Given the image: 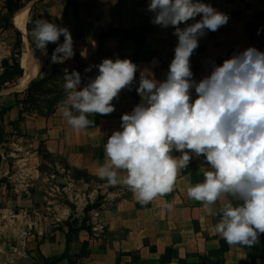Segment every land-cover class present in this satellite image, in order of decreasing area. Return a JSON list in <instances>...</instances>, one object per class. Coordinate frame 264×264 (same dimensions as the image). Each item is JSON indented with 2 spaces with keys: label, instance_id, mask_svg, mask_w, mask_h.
Returning a JSON list of instances; mask_svg holds the SVG:
<instances>
[{
  "label": "clouds",
  "instance_id": "1",
  "mask_svg": "<svg viewBox=\"0 0 264 264\" xmlns=\"http://www.w3.org/2000/svg\"><path fill=\"white\" fill-rule=\"evenodd\" d=\"M146 10L150 23L171 27L177 38L164 78L128 58H104L85 85L78 72L67 73L62 117L74 131H86L93 125L88 117L111 114L112 102L121 90H131L139 72L140 101L107 137L99 177L122 183L138 202L148 203L172 192L179 170L202 156L204 179L187 187L188 198L219 216L214 234L229 245L252 246L264 234V51L249 46L222 63L207 61L206 74L197 80L191 57L201 38L227 24L228 15L203 0H148ZM30 23V52H46L55 43L53 63L73 57L67 28L43 18Z\"/></svg>",
  "mask_w": 264,
  "mask_h": 264
},
{
  "label": "crops",
  "instance_id": "2",
  "mask_svg": "<svg viewBox=\"0 0 264 264\" xmlns=\"http://www.w3.org/2000/svg\"><path fill=\"white\" fill-rule=\"evenodd\" d=\"M147 2L97 0L83 6L62 0L46 5L44 14L70 33L83 36L85 44L80 61L85 81L94 78L97 74L95 66L104 58L117 57L130 59L140 69L147 68L157 80H162L176 43L170 37L158 41L155 35L161 27L150 23L152 13L146 10ZM164 30L173 33L171 27ZM139 33L149 36L139 40L136 37ZM153 59L158 63L153 65ZM198 64V59L191 58L195 79L199 77L198 71L195 72ZM89 68L90 71H85ZM138 77L139 72L136 81ZM136 81L131 90H121L118 99L112 102L115 110L111 114L89 116L93 125L86 131H74L62 117L60 107L46 117L17 109V120L12 128L39 147L32 154L37 162H84L85 167H80L82 172L91 173L93 163L105 162L104 145L107 137L119 130L121 115L131 112L140 101L135 90ZM18 86L16 91L21 89ZM9 114L12 116L13 109ZM172 155L179 156L180 153L174 151ZM195 176L196 171L192 170L184 176L177 175L172 192L148 203L138 202L129 190L127 198L100 211L106 223L98 238L92 239L86 230H80L66 245V232L55 229L38 243L36 238L31 243L29 236L19 250L0 242V264H49L65 252L66 258L55 264H264V234H260L252 246L229 245L214 234L219 216L208 214L200 202L188 198L186 193L187 187L195 185ZM5 192L0 189L1 202L7 204L4 206L6 212L12 202L25 208V213L32 206L29 199L9 198L3 196ZM213 207L218 211L221 205Z\"/></svg>",
  "mask_w": 264,
  "mask_h": 264
},
{
  "label": "rangeland",
  "instance_id": "3",
  "mask_svg": "<svg viewBox=\"0 0 264 264\" xmlns=\"http://www.w3.org/2000/svg\"><path fill=\"white\" fill-rule=\"evenodd\" d=\"M18 1L0 0V189L6 191L3 196L27 198L32 201V206L25 213V208L12 202L6 212L4 206L7 204L5 201L1 202L0 197V242H6L10 249L13 247L19 250L24 239L29 236L31 243L34 238L38 243L52 230L61 229L68 232L69 229L79 228L83 224L92 239H95L102 235L106 223L100 213L102 208L127 198L129 189L122 183L110 185L101 179L98 174V168L102 165L100 162L93 163L91 173L82 172L83 168L80 167H85L84 162H37L32 154L38 151L39 147L24 139L26 136L12 128L13 122L17 120V109L18 112L46 117L60 107L65 100L63 85L67 73L78 72L81 84H87L83 79L80 61V52L85 40L79 33H70L74 55L63 62L51 61L52 52L57 46L55 43H48L46 52L38 49L30 52L29 49L37 65V72L27 79L26 85L19 88L20 91H16L15 87L20 86L25 70L23 69L20 77L6 75L5 71L14 66V59L21 65L26 45L32 43L30 13L33 12L31 21L43 18L57 24L54 19L44 14V9L46 5L62 0H20L22 5L14 13L12 27L8 19L7 5ZM72 1L81 5H92L97 0ZM203 2L227 14L229 20L217 31H209L200 39L199 47L191 57L199 60L198 69L195 70L199 75L197 80L206 74L207 61L222 63L235 52L249 46L264 51V0ZM21 12H25L22 25L17 20ZM17 30L20 36L16 34ZM148 36L141 33L136 35L139 40ZM155 36L158 41L170 37L173 43L177 42V38L166 33L164 28H159ZM58 42H63V36ZM18 52L19 55H15ZM29 69L30 67L27 72H30ZM29 82L33 84L30 85ZM10 109H13L12 116L9 114ZM204 167H207V164L202 156L193 157L187 168L180 169L178 175L184 176L190 170L196 171L195 184L201 183L204 179Z\"/></svg>",
  "mask_w": 264,
  "mask_h": 264
},
{
  "label": "trees",
  "instance_id": "4",
  "mask_svg": "<svg viewBox=\"0 0 264 264\" xmlns=\"http://www.w3.org/2000/svg\"><path fill=\"white\" fill-rule=\"evenodd\" d=\"M64 1V0H63ZM70 1V0H69ZM72 1V0H71ZM75 2V1H74ZM21 3H20V0L18 1V2H10V3H8V5H7V12H8V19H9V21L11 22V26L13 27V19H14V13H15V11H17L18 9H20V7H21ZM83 6H88V5H85V4H82ZM32 18H33V12H31L30 13V21L32 20ZM16 34L18 35V36H20V32L17 30L16 31ZM17 45H18V47L20 46V40H18L17 41ZM15 55H19V52L18 53H15ZM5 74L6 75H16V76H22V74H23V68L21 67V65L19 64V62L16 60V59H14V66H12V67H8V69H6V71H5ZM31 84H33V82H31L30 83V85ZM27 91L29 90V88H27L26 89ZM80 230H86V227H85V225L83 224V225H81V227H79V228H76V229H69V231L68 232H66V234H65V236H66V245H68L69 244V242H70V239H71V236L74 234V233H76V232H78V231H80ZM84 249H85V247H84ZM83 249V250H84ZM66 256H67V253L65 252L59 259H57L56 261H59L61 258H66ZM56 261H51V262H49L50 264H55V262Z\"/></svg>",
  "mask_w": 264,
  "mask_h": 264
},
{
  "label": "bare ground",
  "instance_id": "5",
  "mask_svg": "<svg viewBox=\"0 0 264 264\" xmlns=\"http://www.w3.org/2000/svg\"><path fill=\"white\" fill-rule=\"evenodd\" d=\"M23 15L25 16V12H24V14L21 12V14H19V16L17 18V20L20 21V25H22L23 22L25 21V18ZM29 49H30V45L27 44L26 48H25L24 56L22 57V62H21V66L25 70V74H24V76H22V80H21L20 86H18V88H22L24 85H26L27 79H29L30 76L33 77L37 72V65L34 62L33 55H31V53L29 52ZM28 67H30V69H29L30 72H27Z\"/></svg>",
  "mask_w": 264,
  "mask_h": 264
}]
</instances>
